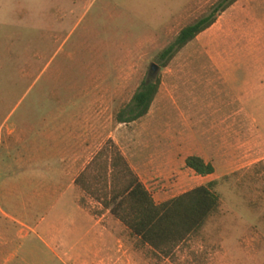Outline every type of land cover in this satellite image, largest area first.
I'll return each instance as SVG.
<instances>
[{
    "label": "rangeland",
    "instance_id": "374dc122",
    "mask_svg": "<svg viewBox=\"0 0 264 264\" xmlns=\"http://www.w3.org/2000/svg\"><path fill=\"white\" fill-rule=\"evenodd\" d=\"M218 1L188 0L181 26L146 27L134 10L143 6L138 0H0V186L4 166L16 172L35 168L46 138L61 124L75 130L77 141L89 139L91 157L112 140L155 204L210 182L212 177L185 168L184 160L212 155L216 32L211 27L201 33L164 69L156 57L182 27L209 14ZM152 63L160 68L153 79L160 87L148 114L117 124L115 115L147 79ZM219 90L226 99L228 86ZM248 141L253 150L258 141ZM219 182L217 211L168 256L143 246L110 218L108 228L122 246L110 242L107 264H219L227 241L237 264H251L235 244L248 237L264 242V160ZM80 202L93 214L105 212L87 194ZM0 207L13 209L2 201ZM15 241L1 250L0 264L2 254L17 247L22 264H51L36 242ZM95 261L100 264L99 257Z\"/></svg>",
    "mask_w": 264,
    "mask_h": 264
},
{
    "label": "crops",
    "instance_id": "0c3cea01",
    "mask_svg": "<svg viewBox=\"0 0 264 264\" xmlns=\"http://www.w3.org/2000/svg\"><path fill=\"white\" fill-rule=\"evenodd\" d=\"M138 2L143 6L134 10L138 19L146 21L142 26H181L187 19L188 0ZM155 2L158 6L152 7ZM130 19L138 20L133 15ZM212 28L216 32L211 52L215 72L212 86L217 92L211 104L212 155L210 159L198 156L213 166L214 173L206 177L219 181L264 160V0H238ZM220 86H228L226 99L221 98ZM83 137L82 142L77 141L75 130L61 124L46 138L35 168L16 172L13 166H4L0 201L13 209L7 212L0 207L4 227L0 231V254L17 240L36 242L47 252L51 264H94L98 257L100 264H107L110 242L116 240L121 248V240L108 228V220L113 218L110 212L93 214L80 202L86 193L76 180L101 150L91 157L89 139ZM251 139L258 141L253 150L249 147ZM253 156L259 159L250 161ZM112 222L116 228L124 227L115 218L110 219ZM10 228L16 232L15 239L9 236ZM235 247L251 264H264L260 238L256 242L248 237ZM19 248L2 254L1 264L11 260L22 264L25 260L19 256ZM221 248L227 253L219 264H237L228 241Z\"/></svg>",
    "mask_w": 264,
    "mask_h": 264
},
{
    "label": "trees",
    "instance_id": "16d2710c",
    "mask_svg": "<svg viewBox=\"0 0 264 264\" xmlns=\"http://www.w3.org/2000/svg\"><path fill=\"white\" fill-rule=\"evenodd\" d=\"M238 0H219L211 12L182 27L174 40L156 57L162 69ZM160 87V80L141 83L126 104L114 117L117 124H131L145 117ZM185 168L206 177L214 173L211 163L199 156H188ZM222 179H227L224 177ZM220 181V180H219ZM218 180L195 187L173 199L155 204L151 194L130 167L127 160L109 140L93 158L76 183L102 211H109L129 231L132 238L159 255L171 251L199 232L207 219L217 211L220 198L216 192Z\"/></svg>",
    "mask_w": 264,
    "mask_h": 264
},
{
    "label": "water",
    "instance_id": "95a60500",
    "mask_svg": "<svg viewBox=\"0 0 264 264\" xmlns=\"http://www.w3.org/2000/svg\"><path fill=\"white\" fill-rule=\"evenodd\" d=\"M159 67L158 65L152 63L150 65V69H149V73H148V77H147V82L149 81H153V79L157 76L158 72H159Z\"/></svg>",
    "mask_w": 264,
    "mask_h": 264
}]
</instances>
